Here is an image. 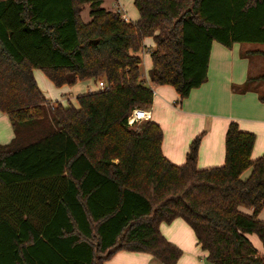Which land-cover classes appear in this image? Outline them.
<instances>
[{
    "label": "trees",
    "instance_id": "1",
    "mask_svg": "<svg viewBox=\"0 0 264 264\" xmlns=\"http://www.w3.org/2000/svg\"><path fill=\"white\" fill-rule=\"evenodd\" d=\"M103 1L0 0V112L13 132L0 143V264H103L120 250L176 264L182 250L159 224L177 217L209 264H264L247 236L264 246V152L250 157L254 133L231 120L223 163L198 168L201 134L175 164L158 123H127L151 106L150 84L172 86L181 101L205 82L213 41L264 43V0H133L134 21ZM147 36L149 84L133 53ZM34 68L56 87L106 86L77 105L50 102ZM255 81L264 73L246 79Z\"/></svg>",
    "mask_w": 264,
    "mask_h": 264
},
{
    "label": "crops",
    "instance_id": "2",
    "mask_svg": "<svg viewBox=\"0 0 264 264\" xmlns=\"http://www.w3.org/2000/svg\"><path fill=\"white\" fill-rule=\"evenodd\" d=\"M102 6L119 11L127 20L134 21L138 18L133 0H104ZM84 18H88L86 14ZM149 47H153L151 36L143 38L142 47L133 52L141 60L140 76L147 83L148 70L151 67L147 50ZM251 51L264 52V43H233L231 47H225L213 41L207 79L199 87L193 88L181 101H177L178 95L172 86L150 84L153 88V98L149 107V119L161 127V151L168 160L182 164L190 142L196 135L201 134L197 148V167L221 165L224 160L225 132L231 120L236 121L241 130L254 133L251 158L254 159L264 152V102L260 101L253 91H232V83H242L248 77L264 73V55ZM33 75L38 87L50 102L58 101L64 105L70 102L77 105L76 96L98 89L93 79L78 80L72 85L56 87L40 69L34 68ZM255 83L259 88H264L263 82ZM51 84L54 88H51ZM48 94L51 99L47 97ZM11 130L6 115L0 112V142H5L13 135ZM247 170L243 172V176L248 174L249 169ZM243 210L251 212L250 208ZM258 218L264 221V204ZM159 231L182 250L176 264H204L206 252L201 249L193 230L182 218L177 217L169 223H160ZM247 236L258 253L264 255V246L257 235L256 239L250 234ZM119 252L121 251L116 253ZM116 253L110 259L114 258ZM123 256L134 259L129 260L132 264H147L153 258L144 252ZM106 263L107 261L103 262Z\"/></svg>",
    "mask_w": 264,
    "mask_h": 264
},
{
    "label": "rangeland",
    "instance_id": "3",
    "mask_svg": "<svg viewBox=\"0 0 264 264\" xmlns=\"http://www.w3.org/2000/svg\"><path fill=\"white\" fill-rule=\"evenodd\" d=\"M85 13L87 15L86 11H84L83 15H85ZM148 53H149V51H148ZM100 79H102V78H100ZM144 83L146 84L147 82L144 81ZM51 88H54V86L52 84H51ZM263 90H264V88L263 87L259 88L257 83H255V82L247 83L246 80H245L242 83H232V91L236 92V93H244L246 91H253V92H255L257 94V96H259V95H261V92H263ZM44 92L48 93L47 91H44ZM47 97L49 99L52 98L51 95H49V94L47 95ZM258 99H259V97H258ZM7 121L9 123V125H10L8 117H7ZM11 133H12V130H11ZM12 136L13 135H11V137L9 139H7L5 142H0V143H2V144L8 143L10 141V139L12 138ZM250 235H252L251 237L253 239H256V235L254 233H250ZM120 251L121 252H119V254H117V253H116L117 255L115 254L116 256L114 258H111V259L109 258L110 260H108V259L105 260V261H107L106 264H132V263L129 262V260H134V259L127 258L126 256H123V255H133V254L138 253V252H129V251H125V250H120ZM130 253H133V254H130ZM203 262H204V264L205 263L209 264V262H207L206 258L203 259ZM158 263L159 262L155 258H151V260L147 264H158ZM135 264H138V263H135Z\"/></svg>",
    "mask_w": 264,
    "mask_h": 264
},
{
    "label": "built area",
    "instance_id": "4",
    "mask_svg": "<svg viewBox=\"0 0 264 264\" xmlns=\"http://www.w3.org/2000/svg\"><path fill=\"white\" fill-rule=\"evenodd\" d=\"M149 50V49H147ZM143 79V78H142ZM149 84V82L147 83ZM106 86V83L103 81V79H99L97 81V87L98 88H104ZM150 118V110L147 108H134L131 113L127 116V123L129 125H133L134 123H137L141 120H146Z\"/></svg>",
    "mask_w": 264,
    "mask_h": 264
}]
</instances>
